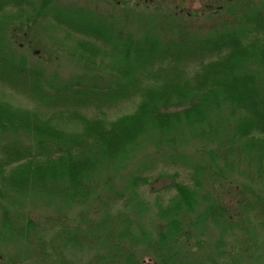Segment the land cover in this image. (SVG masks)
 Wrapping results in <instances>:
<instances>
[{"label":"trees","instance_id":"obj_1","mask_svg":"<svg viewBox=\"0 0 264 264\" xmlns=\"http://www.w3.org/2000/svg\"><path fill=\"white\" fill-rule=\"evenodd\" d=\"M213 1L201 4L199 11L184 8L166 14L159 25L157 19H151L145 33L134 37L83 8L53 9L48 7L49 0H40L38 8L32 0H0V83L22 89L34 101L71 105L65 115L59 113L55 118L57 112L46 116L40 109L14 108L0 98V199L4 202L0 203V239L29 241L31 237L25 234L31 233L41 264H71L62 258V252L50 250L51 236L61 235L63 247L79 246L77 231L84 238L94 239L93 234L107 231L109 216L90 225L84 223L82 216L72 230L65 218L34 220L25 209L28 206L24 199L18 200L43 198L66 206L83 203L91 194V179L97 169L104 164L124 163L149 137L155 144L166 143L173 138L172 133L184 126L209 144L219 138L221 125L228 124L229 139L217 140L220 149L231 151L235 147L240 155L264 161V0L257 4L254 0H228L223 7ZM223 10L221 30L194 40L189 38L196 24L218 20ZM48 15L54 23L51 28L62 31L71 42V56L81 54L79 59L91 67L97 65V59L101 63L105 56L112 58L111 69L118 75L112 87H81L75 83L64 85L51 95L41 86V72L28 67L25 57L4 53L8 47L1 45V37L9 21L19 17L34 26ZM162 28L177 34L174 45L161 42L153 33ZM17 47L24 46L19 41ZM132 100L131 112L108 117L112 105ZM211 117L215 118L214 123ZM7 135L9 140L3 142L2 137ZM207 154L214 157L212 151ZM149 177L129 179L126 191L132 198ZM171 188L176 196L171 198L168 209L159 212V218L164 217L166 222L155 229L156 238H149L142 231L138 235L131 226H125L117 237L122 239L110 242L106 252L89 264L175 262L178 253L172 245L180 231L178 217L183 210L191 212L196 201L194 190L187 185L174 181ZM255 196L259 207L254 219L264 216V201ZM211 200L202 213L203 219L209 218L225 231L233 230L236 222L214 198ZM250 201L247 197L241 200L244 216ZM13 205L22 207L15 210ZM243 228L247 235L250 228ZM255 228L252 236H245L254 249L264 244V221ZM145 235L151 240L148 243ZM136 241L156 252V258L151 257L149 262L139 260L134 253ZM55 253L61 258L56 259ZM190 261L209 264L194 256Z\"/></svg>","mask_w":264,"mask_h":264},{"label":"rangeland","instance_id":"obj_2","mask_svg":"<svg viewBox=\"0 0 264 264\" xmlns=\"http://www.w3.org/2000/svg\"><path fill=\"white\" fill-rule=\"evenodd\" d=\"M148 1L149 3L146 4L143 0H49L48 7L83 8L85 11H91L95 17L110 22L124 33L141 37L151 19H157L159 25L164 15L184 8L199 11L203 3L209 0ZM227 1L213 2L223 7ZM254 1L256 4L263 2V0ZM32 2L35 8L39 7L40 0H32ZM225 11L223 10L218 20L196 24L191 29L193 32L189 38L194 40L195 37L216 29L221 30L219 23L222 22L220 20H224ZM53 24L49 15L34 26L25 24L24 18L14 17L7 23L8 27L1 37V45L8 47L4 53L25 57L28 67L37 68L41 72L43 77L41 86L51 95L61 90L64 85L75 83H78L76 86L81 87L83 85L89 87L93 84H107L112 87L111 84L118 77L116 71L111 69L112 58L105 56L101 63L97 59V65L94 67L85 65L84 61L79 59L81 54L70 55L71 42L65 38L62 31L52 29ZM153 33L161 42L174 45V37L177 34L169 33L163 28L155 29ZM19 41L23 48L17 47ZM0 98L14 108L40 109L46 116H52L57 112L55 118L59 117V113L65 115L70 109L69 106L71 107L66 103L47 105L39 100L34 101L22 89H12L2 83H0ZM133 100L112 105L107 111L108 117L112 119L131 112ZM210 121L214 123L215 118L211 117ZM227 127L229 128L228 124L221 125L222 130L217 132L218 139H229ZM172 134L173 138L166 143L157 141L155 144L153 140H149V137L140 146L142 148L130 154L131 156L129 155L124 163L115 166L104 164L97 169L91 179L92 186L89 188L91 194L83 203L74 202L66 206L59 201H47L43 198L31 201L28 200L29 197L20 198L18 201L24 199V203L28 206L25 209L34 220L37 221L42 217L52 220L65 218V224L73 226L72 230L78 226L82 216L86 225L101 223L108 219L107 216L111 219L110 222L107 221V231L93 234L94 239L84 238L77 231L80 243L76 247H63L61 235L51 236L50 250L62 252V258H66L71 264H89L98 254L106 252L110 242L114 243L122 239L117 237L125 226H131L138 235L142 234L140 233L142 231L149 238H156L155 229H160V224L166 222L164 217L159 218V212L169 207L171 198L176 196L174 189L171 188L175 181L193 189L196 202L191 212L183 210L178 217L181 224L180 231L175 244L172 245V247L176 246L174 249L178 255L172 264H192L190 261L192 256L195 259H205L209 264H264V244H260L256 249L250 248L249 237L245 238L254 234L258 222L264 221L262 214L254 219L255 215L258 216L255 210L259 207L258 202L254 200L255 195L262 197L264 201V161L251 160L250 155L246 157L244 154L240 155L235 147L231 151L220 149L216 138L205 144L199 134L191 132L185 126ZM9 137V135L2 137V141L7 142ZM210 151L214 157L207 154ZM197 168L200 170L197 171ZM136 176L150 177L133 199L130 192L126 191V187L129 186V179ZM245 197L251 201L248 203L250 208L244 216L241 200ZM212 198L225 209L226 215L236 222L233 230L225 231L224 228L221 229L220 224L212 223L209 218L203 219L202 213L207 210ZM0 203L4 204L1 199ZM21 207L16 205L14 209L20 210ZM245 226L250 228L247 235L246 228H243ZM25 235L31 237L29 241L0 239V264H12L13 261H16V264H41L34 238L31 233ZM146 235L145 243H148L151 240ZM134 245L136 246L134 253L139 260L149 262L151 257L156 258V252L153 254L148 246L138 241ZM56 255L57 253H55L56 259L61 258ZM194 264L199 263L195 261Z\"/></svg>","mask_w":264,"mask_h":264}]
</instances>
